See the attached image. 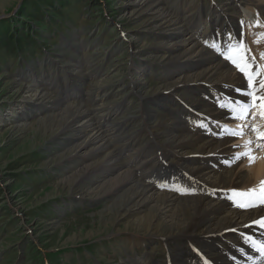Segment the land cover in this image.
<instances>
[{
  "label": "rangeland",
  "instance_id": "obj_1",
  "mask_svg": "<svg viewBox=\"0 0 264 264\" xmlns=\"http://www.w3.org/2000/svg\"><path fill=\"white\" fill-rule=\"evenodd\" d=\"M135 1L137 0H0V264H131L126 263L127 257L135 258L132 261H137L136 257L142 255L141 260L145 264H163L165 259L167 260L165 264H170L164 248L157 250L161 253L154 252L156 256L151 260L150 257L148 258L150 249L149 247V250L147 249L145 243H139L138 248H132L130 243L125 244L126 241H123L122 237L125 236V232L130 231H123L120 228L121 222L118 224L114 222L111 225L110 220L113 216L107 215L109 222L106 224L109 227L102 225L99 214L105 212V205L110 203L108 198L96 194H92L89 198L86 191H78L76 186H73L72 190L67 185L60 188L59 184L66 176L84 165L81 158L73 157L66 162L61 157L67 156L85 136L72 140L73 143L69 139L70 145L63 150L58 145L60 141L58 135L46 138L45 142L36 148H30L24 141L32 125L58 112V105L52 103V98L57 99L64 106L72 103L59 100L55 94L44 88L47 85L40 86L35 83L32 85L30 81L19 79L17 73L24 70L27 64L36 62V65H42L46 60H50L55 65H46L45 68L50 69L48 73L52 77L47 81L53 84L56 81L55 77L51 79L53 76L57 77L59 72L63 78L67 76V71L63 70V67L68 66L69 71L79 70L78 63L67 56L76 53L65 47L71 43L73 46L81 44L80 48H74L77 52L79 51L77 56L83 55L80 61L85 77L77 75L70 77L85 81L89 77L83 85L86 91L95 89L98 91V97L104 93L107 95L100 101V107L90 106L87 103H74L71 106H80L87 110L97 107L96 115L89 114L93 121L94 131L97 129L103 132V135H111L112 131L115 134L116 130H110L109 125L118 120L121 122L118 128H121L117 129V133L122 131L124 135L121 137H123L132 131L131 134H133L136 130L138 138L137 142L134 140V143L137 147H143L140 144L144 143L143 140H146L148 132L143 130L145 115L140 112L143 106L148 108L152 106L147 100L142 101L141 97L150 96L157 90L167 89V84L170 85L174 79L167 80L168 76H165L164 70L162 69V72L158 65L153 66L156 74L146 71H144V76L133 74L131 70L133 61L139 64L144 60H154L150 62L157 63L158 57L162 55V52H158L155 46L162 41L161 35L152 30L145 31L144 27L136 28L142 15H133L136 9ZM153 1L160 2L162 7L165 6L173 17L180 19L186 31L190 32L192 31L191 24L197 22L198 16L201 15V19L207 18L206 16L211 14L209 10H214V6L211 9L209 6L207 8L209 10L197 7L192 14L187 15V18H182L175 15L176 2L174 0ZM189 1L193 9L197 0ZM220 2L222 3V0H216V4ZM181 3L183 1L178 2L180 8ZM208 3L205 0L203 5L208 6ZM232 6L234 10L229 5L231 18L237 12L235 5L232 4ZM182 11H188L184 5ZM205 13L206 15L202 17ZM189 17H193L191 21ZM223 25L230 27L228 22H224ZM250 29L247 30V36L253 38L256 26ZM196 33L199 34V31ZM82 46L85 47L81 49ZM60 62L61 64L58 65ZM40 69L39 66L34 70L40 77L37 76L35 79L27 76V78L32 81L40 79ZM90 71L93 74L91 77ZM156 75L159 77L150 78ZM63 78H59L58 81L62 82ZM40 81L43 82V78ZM134 81H137L138 85L133 83L132 86ZM24 87L30 88L31 93L27 95L19 90ZM35 92L39 93L38 97L33 95ZM164 94L175 95V99L169 106L176 108L178 98L190 95L182 87L178 89V92L169 88ZM23 95L30 97L24 101ZM30 99H35L34 106L32 101H29ZM116 102L121 105L114 109ZM108 104L113 105L102 107ZM53 107L56 109H52ZM162 109L164 107L156 109L153 107L155 113H162ZM107 112L113 115L109 119L112 120L107 123L108 120L102 117L104 124L102 123L103 127H101L99 116ZM131 116L136 117V121L134 118L130 120ZM243 127H245L244 131H249L251 125L246 121ZM201 131H206V127L204 126ZM123 140H118L116 143L122 144ZM25 142L26 146L23 147L22 144ZM118 146H114L113 150L116 149L112 155L115 156L112 157L115 160L118 157L121 159L122 162H119L121 171L128 169L134 177L144 182L146 179L144 170H142L144 167L140 164L143 159L137 161L132 167V164L125 162L126 147ZM154 154L157 160L155 163L160 164L156 151ZM245 165L248 166V164ZM92 181L95 182L97 179L93 177ZM183 185L199 187L193 179L184 181ZM261 185L262 183L246 185L248 186L246 191L249 193V190L253 189L260 193L258 189ZM226 206L227 208L232 207ZM251 212L253 211L240 213ZM82 226L85 228L80 229ZM118 229L121 230L117 231ZM61 230L64 232L62 233ZM97 232L100 233L97 234ZM150 235L152 234L148 236ZM154 237H151L149 244L154 241ZM182 243L184 242H180L177 246V251L183 246ZM125 248L128 250L126 251ZM177 251L171 250V255ZM162 253L163 258L160 259ZM175 264H179L177 258H175Z\"/></svg>",
  "mask_w": 264,
  "mask_h": 264
},
{
  "label": "bare ground",
  "instance_id": "obj_2",
  "mask_svg": "<svg viewBox=\"0 0 264 264\" xmlns=\"http://www.w3.org/2000/svg\"><path fill=\"white\" fill-rule=\"evenodd\" d=\"M135 3L136 9L133 11L135 13L133 15H142L136 28L144 27L145 31L152 30L161 35L162 41L155 46L158 52H162V55L158 57L157 63L150 62L154 60H144L139 64L133 61L131 67L133 74L140 75L148 68L158 65L161 71L164 70L165 76H168L167 80L174 79L170 85L167 84V89L157 90L150 96L141 97L142 101L147 100L152 106L151 108L143 106L140 112L145 115V117L141 116L144 117L145 127L143 130L148 132L146 140L142 139L144 143L140 141V145L143 147H137V144L134 143V140L136 141L138 138L136 130L133 134H131L132 131L123 137H121L124 135L122 131L117 133V129L121 128H118L121 124L118 120L109 125L110 130H116L115 134L113 131L111 135H103V132L101 133L97 129L94 131L93 121L89 114L96 115V109L98 110L97 107L101 105L87 110L80 106H71L73 104L61 105L57 99L53 98L51 99L52 103L58 105V112L51 114L42 122L32 125V128H29V135L24 141L30 148H36L44 143L46 138L58 135L60 138L58 145L63 150L70 145L69 139L72 142V140L85 136L67 156L61 157L66 162L73 157L81 158L84 165L66 176L59 184L60 188L67 185L72 190V187L76 186L78 191H86L89 198L92 194L108 198L110 203L105 205L106 213L99 214L102 225L109 227L106 223L109 222V217L113 216V219L110 220L111 225L114 222L116 224L121 222L120 228L123 231H130L125 232V236L122 237L123 241H126L125 244L130 243L132 248H138L139 243H145L147 249L148 247L150 249L148 258L150 257L151 260L155 257L154 252L164 248L170 264H175V258L178 259L179 264H207L212 261L220 264L222 256L219 251L220 246L224 245L225 238L231 232L240 234L246 226L243 223L252 220L256 212L253 210L251 213H240L231 210L226 205L233 206V203L217 202L205 197L204 193L223 196L228 194L231 188H240L241 192L234 196L244 198L247 195L246 188L248 186L264 181V144L259 139L251 142L250 134L254 132L252 127L249 131H244L245 122L240 124L225 108L224 111L220 108L224 107L218 103L221 99L231 100L230 98H232L234 100L231 101L237 102L239 98L243 97V88L247 81L244 79L243 73L235 71V67H230L221 58L213 55V52L207 50L201 39L207 32L220 29L224 26V22H228L230 27L218 31L216 34L225 30L229 31L233 26L232 18L240 16V27L234 28L233 31L237 33L238 43L242 42L243 52L248 58L246 66L251 64L250 68H253L260 62L261 71L256 72L260 73L259 77L264 79V59H261V53H264V0H226V2L216 4L213 7L214 10L206 9L211 11V14L207 15L208 19H201V15L198 16L197 22L191 24V32L186 31L180 19L173 17L165 6H160V2L137 0ZM236 3L240 5L239 10ZM228 4H234L237 10L232 18L231 15L225 13V6ZM254 16L258 17L256 22V24L259 23V29L256 28L258 33L254 35V38H246L244 25L248 24ZM192 18L188 19L191 21ZM195 30H200L201 33L197 34ZM76 62L80 67L79 70H74L76 73L69 71L68 66L62 69L67 71L69 77L71 75L85 77L82 62ZM59 73L57 80L63 78L61 72ZM254 77L259 81L257 75ZM53 79L54 77L51 80ZM76 79L80 80L77 77ZM133 83L138 85L137 81L132 82V86ZM180 87L188 91L190 95L178 98L177 108L169 106L175 99V95L164 94V92L169 88L178 92ZM29 89L24 87L19 90L28 95L31 93ZM236 91L240 93L236 94ZM38 94L35 92L33 95L37 96ZM94 94L95 97L90 99V106H93L96 99L99 98L98 102H100L107 96L104 93L98 97V91L95 89ZM28 97L30 96H24V101ZM34 100H29L32 101L33 106L36 104ZM120 105L121 103L116 102L114 107L117 109ZM154 106L164 107L163 112L155 113ZM226 115L228 116L226 117ZM159 117H161L160 120ZM129 118L133 120L134 116ZM200 123L205 127L206 125L214 126L216 131L208 132L206 127V131L202 132L197 125ZM113 126L116 127L113 128ZM221 126L233 127L234 130L228 132L232 135L223 133ZM181 132L184 133L181 134ZM127 138L130 139L127 140ZM121 139H124L122 144H117L116 141ZM26 142L22 144L23 147L26 146ZM118 145L126 147L125 162L127 161L129 165L132 164V167L137 161L143 159L140 164L144 167L142 170H144L146 179H143L146 182L138 180L128 169L121 171L119 166L121 159L118 157L115 160L112 157L115 156L112 154L116 149L113 150V148ZM158 147L165 149L161 150ZM153 150L156 151L160 164L155 163L157 160ZM240 154H247L242 158L255 159L256 162L253 163V166L246 167L247 170H243L241 166H238L240 159H234ZM122 155L124 156V154ZM223 158L231 160L236 166L219 170L213 169L214 161ZM216 167L218 168V166ZM223 169L228 170L223 171ZM93 177L97 181H92ZM168 179L169 181H167ZM191 179L199 187L183 185L184 181ZM163 181H167L169 184L180 182L179 185L184 191L164 188L161 186ZM189 188L194 190L193 193H187ZM198 188H201L204 193H198L200 192L197 191ZM260 188L262 189L259 190V194H264V184L259 186ZM256 198L257 195H254V200ZM239 224L242 225L239 226ZM84 228L82 226L80 229ZM61 232L63 233L64 230ZM99 233L97 232V234ZM149 234L152 235L148 236ZM153 236H155L154 241L149 244V240ZM180 242L184 243L177 251ZM173 246L175 247L172 248ZM125 250L128 249L125 248ZM171 250L177 252L171 255Z\"/></svg>",
  "mask_w": 264,
  "mask_h": 264
},
{
  "label": "snow or ice",
  "instance_id": "obj_3",
  "mask_svg": "<svg viewBox=\"0 0 264 264\" xmlns=\"http://www.w3.org/2000/svg\"><path fill=\"white\" fill-rule=\"evenodd\" d=\"M241 46H242V42L241 43H238L235 47L237 49H239ZM261 59H264V53H261ZM237 67H239V65H237ZM241 71L243 72V69H241ZM259 86H260V88L264 89V80H262V81L259 82ZM247 87H249V88L252 87L251 81H249V83L247 84ZM245 95H251V94L250 93H245ZM262 95H264V93H262ZM245 107H251V105H245ZM249 143H251V142H249ZM243 155L246 156L247 154H243ZM241 158H242L241 156L234 157V159H236V160H239ZM261 183L264 184V181H262ZM249 191L251 192V191H253V189H250ZM256 223H258L262 227H264V218H262L259 221H256Z\"/></svg>",
  "mask_w": 264,
  "mask_h": 264
}]
</instances>
